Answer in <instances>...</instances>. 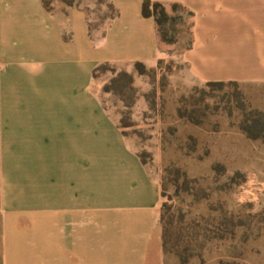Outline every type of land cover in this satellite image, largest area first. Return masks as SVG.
<instances>
[{"label":"crops","instance_id":"1","mask_svg":"<svg viewBox=\"0 0 264 264\" xmlns=\"http://www.w3.org/2000/svg\"><path fill=\"white\" fill-rule=\"evenodd\" d=\"M111 1L118 15L90 37L82 6L0 0V264H163L160 151L142 161L97 66L137 82L136 62L172 59L186 88L264 84V0H153L192 13L178 51L159 45L144 0Z\"/></svg>","mask_w":264,"mask_h":264},{"label":"rangeland","instance_id":"2","mask_svg":"<svg viewBox=\"0 0 264 264\" xmlns=\"http://www.w3.org/2000/svg\"><path fill=\"white\" fill-rule=\"evenodd\" d=\"M49 1L54 9L63 5ZM78 1L99 29L110 11L106 0ZM178 21L174 27L180 46L168 47L172 51L182 50L190 38L189 16L181 13ZM160 63L162 69L133 80L134 89L117 90L122 80L114 84L120 70L112 65L98 75L106 80L103 87H112L102 89L106 107L126 124L130 117L132 125L124 131L136 139L148 164L154 151H160L165 218L170 221L167 251L162 241L163 264H264V141L248 138L242 129L244 114L258 113L264 119V84L186 88L171 75L180 63ZM128 102L134 104L127 107ZM176 177L179 189L173 185ZM251 184L258 187L253 194L247 191ZM222 217L225 224L220 225ZM194 220L206 229L204 244L189 240L197 229L192 228Z\"/></svg>","mask_w":264,"mask_h":264},{"label":"trees","instance_id":"3","mask_svg":"<svg viewBox=\"0 0 264 264\" xmlns=\"http://www.w3.org/2000/svg\"><path fill=\"white\" fill-rule=\"evenodd\" d=\"M43 1H44V5H45L46 9L51 11L53 9V7L51 6L50 1L49 0H43ZM61 2L66 7L82 6L78 0H61ZM106 4H107V7L109 8L110 11L108 14H106L103 17V20L101 22L99 29L98 28L96 29L92 26V23H91L89 14H88V17H89L88 18V33H89L90 37H93V35L95 33L99 34L100 36H104L107 21L115 18L118 15V9L116 8V6L113 4V2L111 0H106ZM82 7H84V6H82ZM181 13H186L190 18V23H189L190 38H189V41L184 46L181 47V49L183 50V49L189 48L192 44V36H191V29H192L191 16H192V13L190 11H188L180 3H172L169 7H166L162 3L158 2V1H153V0H144L142 3V15L145 17H153L154 18V20L156 22V26H157V31H158L159 45L160 46H166L167 48L170 46H175V45L180 44V38L176 34V29H175L174 25L179 23L178 20L181 19ZM105 66H108V64L104 63V64H100L99 66H97L94 69V76L98 75V72H100L102 70V68ZM134 66H135L136 71L141 75H145L148 72V70H154V69H148L141 62H136ZM123 78H126L127 82L124 81V83H123ZM121 80H122V82H120ZM133 80H134L133 75L127 71H124V70L119 71L117 77H115L113 79L114 84H117L120 82V85L118 84L115 86L117 88V90H120V91H123V89H126L128 86H129L128 87L129 89L130 88L134 89ZM226 83L239 85V83L233 82V81H231V82H221V81H219V82H208L206 85L207 86H210V85L220 86V85H224ZM110 90H112V87H106V85L103 87V91L107 92ZM122 100H123V98H122ZM133 104L134 103H132V102H128V103H126L125 106L131 107ZM179 116L183 117V114L180 112V110H179ZM128 118H129V121L127 122V124L124 123L123 117L119 118V125L123 129L124 135H128L124 131V127L126 125L127 126L132 125V123L130 121V117H128ZM242 129L245 131L248 138L254 139V140L255 139H261L264 141V119L258 113H250L249 115L244 114ZM139 154H140L142 161L144 163H148L140 152H139ZM187 155H188V153H187ZM176 173L179 174V177L180 176L184 177V180H183L184 182H189L188 180H186L185 174L180 173L179 169H177ZM173 185L176 186L177 189H179L180 184H179V180L177 177L173 180ZM163 195H164V189H163V183H162V196ZM165 210H166V204L163 202L162 207H161V213H160V222H161V226H162L163 247H164V250L167 251V246L169 243V228L168 227H169L170 221L169 220L167 221V219L165 218ZM192 222H193L192 228L195 226L197 229H196V231H194V233L192 232L191 236H189V240L194 241V242L200 241L201 244H204L205 242H207L206 241L207 237L205 234L206 229L203 227L199 228L200 225L196 220H194ZM219 224L220 225L225 224V217H222V219L219 221ZM224 238H225L224 235L220 236L221 240H223Z\"/></svg>","mask_w":264,"mask_h":264},{"label":"built area","instance_id":"4","mask_svg":"<svg viewBox=\"0 0 264 264\" xmlns=\"http://www.w3.org/2000/svg\"><path fill=\"white\" fill-rule=\"evenodd\" d=\"M255 184H251L250 186H249V189L247 190V191H249L248 193L249 194H253L256 190H257V184L254 186ZM254 191V192H253Z\"/></svg>","mask_w":264,"mask_h":264}]
</instances>
